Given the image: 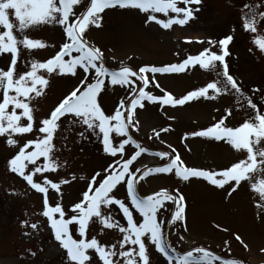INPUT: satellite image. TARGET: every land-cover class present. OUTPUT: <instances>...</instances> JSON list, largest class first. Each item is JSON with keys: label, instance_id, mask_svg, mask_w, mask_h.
<instances>
[{"label": "rangeland", "instance_id": "1", "mask_svg": "<svg viewBox=\"0 0 264 264\" xmlns=\"http://www.w3.org/2000/svg\"><path fill=\"white\" fill-rule=\"evenodd\" d=\"M87 3L88 0H81L74 11L80 14ZM248 4L257 11H264V0H200L199 5H191L198 8L193 18L184 25L173 23L167 29L156 21L145 23L150 10L145 12L138 7L110 6L100 14V25H90L85 35L90 43L102 50L107 66L118 68L124 64L138 70L143 65L159 67L180 63L189 55L196 56L202 49L209 47V37L219 41L223 36L231 34L233 39L227 45L229 54L225 56L228 71L244 92L264 110V50H261L254 40L256 35H264V20H259L256 24L257 31L244 30L243 20L251 12L249 8L241 6ZM180 6L185 5L181 2ZM154 14L166 18L163 13ZM172 14L174 13L169 12L167 15ZM10 19L15 22L14 16H10ZM13 31L19 37L20 34L15 28ZM26 34L50 44L31 50L19 45L20 53L16 65L18 72L29 70L32 60H47L59 50L65 39L62 27L57 24H41L30 28ZM186 37L191 39H185ZM51 44H55V47L50 46ZM210 51L219 53L222 49L218 45H211ZM73 54L77 53L74 51ZM10 58V53L0 54V67L7 68ZM67 58L65 56V59ZM220 68L219 61L216 62L215 70L205 69L196 62L179 72L148 73L150 83L143 86L154 95L171 92L173 97L178 99L188 91L216 79ZM39 71L48 76L49 81L45 94L37 97L33 103L36 104L35 116L44 117L75 87L84 73L81 71L77 75L61 74L54 70L49 74L43 69ZM152 76H155V80H151ZM133 79L137 81V85H142L138 77ZM157 82L159 87L155 86ZM253 86H258V90ZM127 91L126 85H110L103 92L99 99L107 114L114 113L119 99L125 97ZM212 91L209 90L210 93ZM142 103L143 107L138 105L135 109L132 123H135L136 127L130 126L129 134L141 147L150 151L141 152L133 160L130 165L133 171L139 168L142 173L146 168L167 163L168 158L160 157L159 151L172 152L174 155L178 152L185 165L210 170L228 167L246 156V151L234 149L227 140L184 135L186 132L207 128L222 117L226 126L236 127L252 116L254 110L247 104V99L241 98L234 89L193 98L182 105L148 101L146 98ZM226 109H231L230 115ZM24 120L26 122V118ZM65 125L73 130L59 133L55 140L56 156L63 166L55 171L37 173L34 179L41 180L43 175H48L54 181L62 177L69 179L68 183L61 186L62 193L58 194L50 186L48 192L50 203L62 202V206L68 210L71 204L82 198V192L89 183L88 178L96 170L106 168L114 157L103 151L99 135L88 133L83 139H78L76 133L80 129L68 121H64L62 127ZM34 128L38 129V122H34ZM35 134L33 131L13 136L19 145H22L26 139L35 138ZM65 135L66 141L63 139ZM120 138L126 136L122 134ZM6 141L7 134H0V264H65V250L54 239L50 225L40 211L43 208V194L33 189L24 177L9 170L8 161L19 147L9 145ZM33 147L30 145L26 151ZM136 151V146L129 142L125 145V152L117 154L115 158L123 156L127 159ZM43 159L39 157L38 162ZM256 159L261 161L264 157L257 155ZM26 163L29 164L25 169L27 172L34 162ZM70 174H74L75 179H71ZM250 177L229 191L228 184L221 188L202 177L194 176L186 181L178 178L173 170L169 173H150L143 176L137 187L138 191L145 195L161 188L172 192L179 189L183 193L186 203L184 219L172 224L167 222L171 210L175 207L172 201H166L167 207L158 214V219L164 218L162 231L165 239L178 251L206 247L224 259H236L241 264H264V211L257 207L256 202L260 199L258 189L251 187L252 183L258 184L264 179V165L258 164L256 170L250 173ZM115 194L126 198V185L121 183ZM127 202L130 204V201ZM112 212L121 224H127V219L118 206H114ZM134 218L137 222L142 220L138 213ZM33 222H39L37 228L32 227ZM99 228V224L92 225L89 237L98 234ZM72 231L76 238H80L75 228ZM98 238L101 242L115 243L118 247L117 242L122 238V234L118 230L105 227L103 234H99ZM129 246L138 247L125 245ZM146 246L149 264H169L167 258L155 248L154 243L146 241ZM91 258L92 264H102L94 250H91ZM171 264H176L175 260ZM216 264H224V260H217Z\"/></svg>", "mask_w": 264, "mask_h": 264}, {"label": "snow or ice", "instance_id": "2", "mask_svg": "<svg viewBox=\"0 0 264 264\" xmlns=\"http://www.w3.org/2000/svg\"><path fill=\"white\" fill-rule=\"evenodd\" d=\"M181 2L185 6L181 7ZM80 3L81 0H0V28L5 29L0 30V54H11L9 66L0 67V94H2L0 134H7L6 142L9 145L19 147L8 161L9 170L24 177L33 189L43 194V208L40 211L46 217L54 239L65 250V264H92L91 250H94L102 264H149L146 241L154 243L155 248L167 258L169 264L173 260L176 264H216L217 260H224V264H241L236 259H224L206 247L193 248L184 252L172 247L162 231L164 218L158 219V214L167 207L166 201H172L175 207L171 210V216L167 222L172 224L184 219L186 203L183 193L179 189L172 192L161 188L145 195L141 194L137 187L138 181L143 176L150 173H169L174 170L178 178L186 181L193 176L202 177L212 185L221 188L228 184L231 191L244 179H250V173L256 170L258 164L264 165V160L256 159L257 155L264 157V146H262L264 110L260 109L229 73L225 60V56L229 54L227 45L232 41L233 36L225 35L219 41L209 37V47L202 49L196 56L189 55L180 63L159 67L143 65L138 70L124 64L118 68H112L106 65L102 50L90 43L85 35L90 25H100L102 20L100 14L105 8L118 5L138 7L145 12L150 10L145 23L156 21L167 29L173 23L184 25L193 18L198 8H193L191 5L193 3L199 5L200 0H88L87 6L80 14H77L74 8ZM241 7H247L251 12L243 20V29L257 31L256 24L259 20H264V11H257L251 4ZM169 12L174 14L167 15ZM154 13H163L166 18H161ZM10 16L15 17V22L10 19ZM71 17L74 19H70ZM45 23L62 27L65 33L62 45L47 60H32L29 70L18 72L16 65L20 53L19 45L29 50L49 46L50 42L31 38L26 34L30 28ZM14 28L19 32V37L14 34ZM185 39H191V37ZM254 40L258 47L264 50V35H256ZM211 45H218L222 51L219 53L210 51ZM50 46L55 47V44ZM74 51L77 54H73ZM65 56L68 58L65 59ZM217 61L220 62L221 68L217 71L216 79L188 91L178 99L174 98L171 92L154 95L153 92L146 91L143 86L150 83L148 73L179 72L196 62L205 69L215 70ZM40 69L46 70L49 74L54 70H58L61 74L77 75L81 71L84 73L75 87L50 109L49 115L44 117L35 116L36 104L33 103L37 97L45 94L49 81V77L41 74ZM133 77H138L142 85H137ZM151 80H155V76H152ZM110 85H126L128 91L125 97L119 99L114 113L107 114L101 106L99 97ZM155 86L160 85L157 82ZM253 88L258 90V86ZM210 89L213 90L211 93ZM231 89H234L241 98L247 99V104L254 110L252 116L244 119L236 127L226 126L222 117L207 128L191 133L186 132L184 135H201L217 140H227L234 149L246 151L245 157L228 167L210 170L185 165L178 152L174 155L172 152L159 151L160 157L168 158L167 163L146 168L142 173L139 168L135 171L130 168L133 160L141 152L150 151L141 147L129 134V127H136V124L132 123L135 109L138 105L143 107L142 101L145 98L148 101H161L169 105H182L193 98L229 92ZM226 112L230 115L231 109H226ZM64 121L80 129L76 133L78 139H83L88 133L99 135L103 151L114 157L106 168L96 170L88 178L89 183L86 190L82 192V198L71 204L68 210L62 206V202L50 203L48 192L50 186L58 194L62 193L61 186L68 183L69 179L62 177L54 181L48 175H43L41 180L34 179L37 173L55 171L63 166L56 156L55 140L59 133L73 130L66 125L62 127ZM34 122H38V129L34 128ZM33 131L36 133L35 138L26 139L22 145H19L18 140L13 136V134H28ZM122 134L126 138H120ZM63 139L66 141L67 136L65 135ZM129 142L136 146L137 151L127 159L123 156L115 158L117 154L125 152V145ZM30 145L34 147L26 151ZM39 157L44 158L42 162H38ZM26 162H34L27 172L25 169L29 167V164ZM138 173H140L139 176ZM70 178L75 179V175L70 174ZM81 178L84 177L81 176ZM229 182L233 183L229 184ZM121 183L126 185V198L115 194ZM251 187L258 189L260 199L256 202L257 207L264 211V179H261L258 184L252 183ZM127 201H130V204ZM114 206H118L126 217V225L121 224L113 215ZM137 213L142 216L140 222L134 218ZM38 223L33 222L32 227L37 228ZM94 224L100 225L99 233L89 237L88 233ZM105 227L118 230L122 234V238L117 242L118 247L115 243L101 242L98 238L99 234H103ZM73 228L80 238L73 235ZM237 238L239 239L238 235ZM125 245L138 247H125Z\"/></svg>", "mask_w": 264, "mask_h": 264}]
</instances>
